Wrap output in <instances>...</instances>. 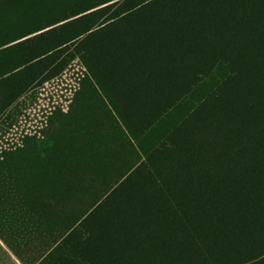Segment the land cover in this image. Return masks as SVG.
I'll list each match as a JSON object with an SVG mask.
<instances>
[{"label": "trees", "instance_id": "1", "mask_svg": "<svg viewBox=\"0 0 264 264\" xmlns=\"http://www.w3.org/2000/svg\"><path fill=\"white\" fill-rule=\"evenodd\" d=\"M67 1L54 68L8 97L0 74V121L70 84L65 139L0 181V210L59 227L44 262L264 264V0Z\"/></svg>", "mask_w": 264, "mask_h": 264}, {"label": "crops", "instance_id": "2", "mask_svg": "<svg viewBox=\"0 0 264 264\" xmlns=\"http://www.w3.org/2000/svg\"><path fill=\"white\" fill-rule=\"evenodd\" d=\"M72 9L73 4L67 0H0V74H7L1 84L5 97L21 87L24 79L23 75L8 79V74L47 72L54 68V60L47 64L39 61L55 55L57 41L72 39L70 29L65 27L73 19L68 17ZM68 88L66 81H47L32 88L15 101L16 111L0 121V168L15 171L11 177L0 173V181L14 179L21 183L22 170L49 165L27 161L25 155L43 152L48 145L61 144L60 140L65 139ZM57 109L59 114H55ZM29 137L34 138L32 145L25 143ZM12 152L15 157L7 160ZM36 213L17 204L0 210V264H56L42 260H55L46 255L54 243L53 233L60 229L37 220Z\"/></svg>", "mask_w": 264, "mask_h": 264}, {"label": "rangeland", "instance_id": "3", "mask_svg": "<svg viewBox=\"0 0 264 264\" xmlns=\"http://www.w3.org/2000/svg\"><path fill=\"white\" fill-rule=\"evenodd\" d=\"M71 72H72V71H71ZM69 76H70V73H69ZM69 76H68V77H69Z\"/></svg>", "mask_w": 264, "mask_h": 264}]
</instances>
